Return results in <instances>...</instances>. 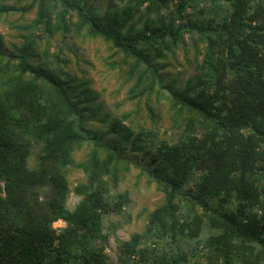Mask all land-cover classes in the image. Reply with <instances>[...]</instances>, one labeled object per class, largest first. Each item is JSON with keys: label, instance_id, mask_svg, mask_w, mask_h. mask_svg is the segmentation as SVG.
Listing matches in <instances>:
<instances>
[{"label": "trees", "instance_id": "trees-1", "mask_svg": "<svg viewBox=\"0 0 264 264\" xmlns=\"http://www.w3.org/2000/svg\"><path fill=\"white\" fill-rule=\"evenodd\" d=\"M117 1L0 3V16L36 7L19 44L0 40V264H264V0ZM72 33L120 54L132 97L163 99V133L151 105L152 127L101 115L63 51ZM186 45L192 71L166 80L164 60ZM131 167L162 199L142 231L116 238L114 263L105 248ZM73 168L83 179L67 208Z\"/></svg>", "mask_w": 264, "mask_h": 264}, {"label": "rangeland", "instance_id": "rangeland-1", "mask_svg": "<svg viewBox=\"0 0 264 264\" xmlns=\"http://www.w3.org/2000/svg\"><path fill=\"white\" fill-rule=\"evenodd\" d=\"M30 0H24L29 2ZM99 8L105 7L109 2L117 0H88ZM11 3L12 0H0V3ZM36 7L29 12H11L0 16V40L6 50H10L11 44H19L23 33V26L28 25L35 17ZM39 32V31H38ZM56 40H50L49 46L54 50L57 46ZM68 48L64 47L66 57L69 59V67L76 73H81L90 80L94 90L99 94L100 101L103 104L101 115H107V118L113 116L125 115L126 121L133 125L141 124L145 127L154 125L151 116L148 114V106L155 109L156 115L160 116V133H163L169 124V117L166 104L163 99L152 96L149 102H146L144 96L132 97L130 89L134 83V78L126 73L120 54L116 53L110 45L100 37H88L84 33H72L67 40ZM46 44L45 41L42 45ZM193 52L189 45L184 50L182 47L177 49L176 56L168 55L164 60L170 64L165 68L166 80L169 76L179 74V78L185 77L192 71L191 62L187 59L192 58ZM102 124L94 123L90 126L101 127ZM106 139H109L106 137ZM86 152L82 148L75 152V156L81 159ZM83 174L72 169L68 174L70 192L66 200V207L71 208L77 201L78 196L74 194L72 188L82 181ZM119 192H127L129 203L125 206L122 215L115 217L120 221L121 227L117 229L114 235H110L105 252L111 262H118L119 251L117 249L116 238L128 239L133 232L143 230L146 222V214L153 210L161 202L162 193L157 189L154 182H150L145 174L140 173L138 168L131 167L124 179L118 186ZM65 222L58 219L53 222V226L58 229L63 227ZM192 264L193 261H192Z\"/></svg>", "mask_w": 264, "mask_h": 264}]
</instances>
